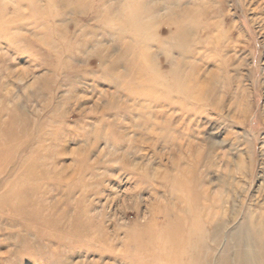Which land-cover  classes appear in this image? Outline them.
Returning a JSON list of instances; mask_svg holds the SVG:
<instances>
[{
  "label": "rangeland",
  "instance_id": "374dc122",
  "mask_svg": "<svg viewBox=\"0 0 264 264\" xmlns=\"http://www.w3.org/2000/svg\"><path fill=\"white\" fill-rule=\"evenodd\" d=\"M0 151V264L264 254V0H0Z\"/></svg>",
  "mask_w": 264,
  "mask_h": 264
},
{
  "label": "bare ground",
  "instance_id": "6f19581e",
  "mask_svg": "<svg viewBox=\"0 0 264 264\" xmlns=\"http://www.w3.org/2000/svg\"><path fill=\"white\" fill-rule=\"evenodd\" d=\"M2 152L0 151V154ZM191 235H192V232H189L187 229L185 230V232H180V237H179V240H176L174 239L173 237V234L170 235L169 239L170 241L173 243L175 240H176V243H179V245H182V246H188L189 244V238H191ZM183 236V239H180L181 237ZM191 245V243L189 244V246ZM147 247V246H146ZM258 253V252H257ZM193 258H190V257H187L186 258V264H191L192 263V260ZM245 259V262L244 264H264V254L259 253V254H256L255 257H251L250 258H247L245 257V255L243 254L241 256V260ZM253 259V260H252ZM214 260V259H213Z\"/></svg>",
  "mask_w": 264,
  "mask_h": 264
}]
</instances>
